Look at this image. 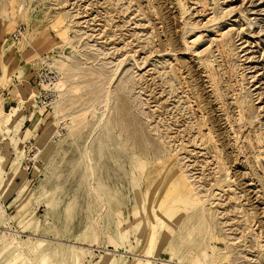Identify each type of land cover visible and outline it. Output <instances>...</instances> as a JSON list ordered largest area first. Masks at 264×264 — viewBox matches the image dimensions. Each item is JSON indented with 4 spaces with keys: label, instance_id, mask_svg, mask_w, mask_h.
Segmentation results:
<instances>
[{
    "label": "rangeland",
    "instance_id": "obj_1",
    "mask_svg": "<svg viewBox=\"0 0 264 264\" xmlns=\"http://www.w3.org/2000/svg\"><path fill=\"white\" fill-rule=\"evenodd\" d=\"M10 113L0 264H264V0H0Z\"/></svg>",
    "mask_w": 264,
    "mask_h": 264
},
{
    "label": "built area",
    "instance_id": "obj_2",
    "mask_svg": "<svg viewBox=\"0 0 264 264\" xmlns=\"http://www.w3.org/2000/svg\"><path fill=\"white\" fill-rule=\"evenodd\" d=\"M26 32V27L23 25L18 26L14 32H12L11 39L13 42L20 40L24 33ZM60 79V74L55 68L53 62L50 59H46L41 63V69L37 76V90L35 93V98L38 101L40 107L44 110L51 107L56 100L55 85Z\"/></svg>",
    "mask_w": 264,
    "mask_h": 264
},
{
    "label": "bare ground",
    "instance_id": "obj_3",
    "mask_svg": "<svg viewBox=\"0 0 264 264\" xmlns=\"http://www.w3.org/2000/svg\"><path fill=\"white\" fill-rule=\"evenodd\" d=\"M45 60V58L43 59ZM251 106V105H250ZM251 111V110H250ZM248 112V111H247ZM12 113H10L9 117L5 120L0 121L2 123V125H9L10 124V120H12V118L10 117ZM250 115V114H249ZM252 115V114H251ZM254 116V115H253ZM245 117V116H244ZM250 117V116H249ZM248 117V118H249ZM252 119V117H250ZM222 253H216L213 256L218 257L220 256ZM209 259V255L207 253H204L203 256L201 257L200 261L203 260H208ZM215 260V259H214Z\"/></svg>",
    "mask_w": 264,
    "mask_h": 264
}]
</instances>
